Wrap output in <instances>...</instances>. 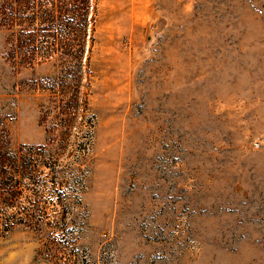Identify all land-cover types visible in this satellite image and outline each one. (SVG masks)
<instances>
[{"label": "rangeland", "instance_id": "1", "mask_svg": "<svg viewBox=\"0 0 264 264\" xmlns=\"http://www.w3.org/2000/svg\"><path fill=\"white\" fill-rule=\"evenodd\" d=\"M6 1L0 264H264V0Z\"/></svg>", "mask_w": 264, "mask_h": 264}, {"label": "trees", "instance_id": "2", "mask_svg": "<svg viewBox=\"0 0 264 264\" xmlns=\"http://www.w3.org/2000/svg\"><path fill=\"white\" fill-rule=\"evenodd\" d=\"M36 0H7L5 3L8 5V11L10 12L9 21L14 25L15 19L26 18L31 21L37 18H41L44 22V26L41 27L42 30H53L57 28L58 25L62 24L63 21H67L69 28H73L72 24L78 23L79 21L82 26L86 25V12L88 9V0H46L48 4L51 5L50 8L43 9L40 14L33 12L31 10V15H28V10L31 7H35ZM41 6L43 3H40ZM17 6V10L14 9ZM24 6V7H23ZM10 8V9H9ZM7 21V20H6ZM65 21V22H66ZM8 22V21H7ZM66 22V23H67ZM2 24V23H1ZM5 26V24H3ZM30 25L25 27H20L18 33H29L31 36L35 33V28ZM10 30L14 31L13 27H8Z\"/></svg>", "mask_w": 264, "mask_h": 264}]
</instances>
